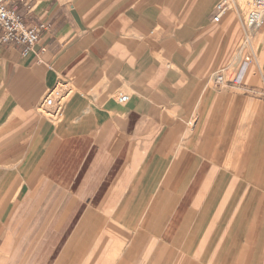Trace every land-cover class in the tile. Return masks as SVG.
Segmentation results:
<instances>
[{"label":"crops","instance_id":"0c3cea01","mask_svg":"<svg viewBox=\"0 0 264 264\" xmlns=\"http://www.w3.org/2000/svg\"><path fill=\"white\" fill-rule=\"evenodd\" d=\"M217 1L14 5L46 29L26 55L0 43V264H264V92L241 41L225 62L242 26Z\"/></svg>","mask_w":264,"mask_h":264},{"label":"built area","instance_id":"2783aa9c","mask_svg":"<svg viewBox=\"0 0 264 264\" xmlns=\"http://www.w3.org/2000/svg\"><path fill=\"white\" fill-rule=\"evenodd\" d=\"M24 0H0V43H15L22 47V54L26 55L33 51L35 45L41 38V30L46 29L45 23H40L37 26H31L26 24L21 16L18 14L15 4ZM246 10L242 16L240 13L241 26L243 30V39L241 40V49L248 48L249 53L242 61L241 69L242 75L245 73L247 67L250 65L252 59L255 64L259 67V62L254 52L251 36L253 33L259 31L264 26V0H245ZM236 0H218L212 9L211 20L214 23L220 21L222 16L226 14L228 10L235 7ZM238 14V13H237ZM262 73V72H261ZM225 72L221 70L214 76V86L216 88H222L225 85ZM238 78H234L237 81ZM56 89V86L50 91L46 92L42 97L40 103L41 109L49 114L57 115L61 110V103L63 102L62 96L57 97L56 106L51 112L46 110L45 105L47 104L49 94ZM57 90V89H56ZM58 94L57 91H55ZM54 93V94H55ZM52 96V94H51ZM128 99L126 94H119L117 101L121 104L125 103Z\"/></svg>","mask_w":264,"mask_h":264},{"label":"rangeland","instance_id":"374dc122","mask_svg":"<svg viewBox=\"0 0 264 264\" xmlns=\"http://www.w3.org/2000/svg\"><path fill=\"white\" fill-rule=\"evenodd\" d=\"M236 5L237 6L232 7V9L231 10H228L226 13L230 12L233 15H236L238 18H240L239 13L243 16L244 15V12L246 10L245 0H236ZM234 27L237 28L238 33H237V36H235L234 39L232 40L231 44H229V46H228V48H230V51H227V53L225 52V54H226L225 62L232 55H235V54L237 55L238 54L237 53L238 49L236 50V48H237V45L240 43V41L243 39V30L240 27V24H239V20L238 19H236L235 24H234ZM263 27L259 31H261L263 29ZM251 41H252V46H253L254 52L256 53V55L258 57V62L260 64L261 71L264 72L263 67H262V60H263V54H264V39L263 40L260 39V36L255 32L251 36ZM245 53H249L248 48H246L242 52V54L240 56L242 60L245 59L244 58ZM237 62L239 63V61H237ZM250 65H251V67H250V69L248 71V73L250 75V77L248 79L249 83L252 84V85H254L256 88H258L259 90H261V91L264 92V75L262 76V73L259 70V67L255 64V62L253 61V59H252ZM233 69H235V65L231 66L229 70L232 71ZM55 86H56V89H57L56 91L58 92V94H56V93L53 94L51 96V98L48 100L47 104L45 105L46 110H50L51 112L54 111L53 109L56 106L57 97L58 96H62V98H64L62 100L63 102L61 103V109H62V107L67 102V100L70 98V96L72 94V91L74 89L73 86L68 85V84L66 85V83L61 82V81H58L55 85H53L49 89L48 92H50ZM68 88H71L72 91L71 90L70 91H67ZM40 106H41V104H40ZM40 106H38V109H37V113L38 114L42 115V117H44L45 119H48V120L52 121L53 123H57V122L60 121L61 117H60L59 113L57 114V116L54 117L53 116L54 114L51 115L49 113H47V114L44 113V111L41 109ZM60 111L61 110H59V112ZM3 149H4V145H3V143L0 140V158H2V156H3V154H2ZM3 164H4L3 162H0V165H3ZM241 184H242V182H241ZM262 201H264V199L262 197H260V199L256 201L257 203H255L254 205H252L249 213H250V215L253 214L257 218H260L262 220L263 230H264V210L262 208ZM242 243L240 241V245ZM238 244H239V242H236L235 243L236 246Z\"/></svg>","mask_w":264,"mask_h":264},{"label":"bare ground","instance_id":"6f19581e","mask_svg":"<svg viewBox=\"0 0 264 264\" xmlns=\"http://www.w3.org/2000/svg\"><path fill=\"white\" fill-rule=\"evenodd\" d=\"M56 89L51 93L52 95L55 93ZM51 94H49L48 98L50 97L51 98ZM44 113L47 114V112L44 110Z\"/></svg>","mask_w":264,"mask_h":264}]
</instances>
